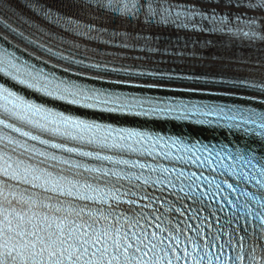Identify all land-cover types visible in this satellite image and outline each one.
I'll use <instances>...</instances> for the list:
<instances>
[{"label": "snow or ice", "instance_id": "1", "mask_svg": "<svg viewBox=\"0 0 264 264\" xmlns=\"http://www.w3.org/2000/svg\"><path fill=\"white\" fill-rule=\"evenodd\" d=\"M92 3L98 10L110 9L121 17L135 18L155 31L172 27L209 34L227 32L249 42L264 41V0ZM218 10L223 14L218 15ZM44 15L51 19L48 12ZM53 22L60 24L61 19ZM233 22L235 27L230 26ZM66 23L73 31L81 27L71 19ZM0 26V41L8 40L4 30L28 39L3 18ZM121 40L142 42L153 54L183 57L178 52H161L159 46H152L156 41L147 34H121ZM128 42L123 43L124 48L130 46ZM29 43L37 44L35 40ZM215 46L216 42L209 39L201 47L206 50ZM38 47L59 55L43 44ZM192 55L195 58V53ZM12 56L15 53L10 56L0 44V73L71 105L131 117L192 120L197 125L223 122L231 131L264 137V111L256 107L192 103L158 95L167 90L166 80H189L192 75L107 63L87 66L96 70L97 81L105 82L107 74L116 73L125 78L109 83L146 89L133 95L73 80L57 81L54 75L50 78L43 69L27 61L17 63ZM201 76L207 85L226 86L229 96H234L235 90L253 89L256 95L252 100L264 105V77L256 80L232 74L227 78L224 71L195 74L197 80ZM0 100L4 101L0 103V264H264V156H257L250 148L232 154L222 145L223 157L211 150L203 158L194 157L193 148L204 152L207 146L197 142L187 147V142L178 137L114 128L55 112L18 96L4 84H0ZM209 117H215V121ZM42 134L61 137L73 146L44 139ZM178 145V152L189 155L166 150ZM85 146H92V150H82ZM149 146L160 150H150ZM104 151L112 154L102 155ZM132 153L151 157L152 162L124 158ZM221 159L235 163L224 164ZM90 160L111 166H96Z\"/></svg>", "mask_w": 264, "mask_h": 264}, {"label": "bare ground", "instance_id": "2", "mask_svg": "<svg viewBox=\"0 0 264 264\" xmlns=\"http://www.w3.org/2000/svg\"><path fill=\"white\" fill-rule=\"evenodd\" d=\"M186 38V36H184ZM187 42L189 43V47L191 50H193V52H199V53H207L208 55H212V56H225L226 54L228 55L229 58H240V59H244L246 61H253L256 59V56L258 55L259 52L253 53L250 51H244L243 49L239 48V47H229L227 45H218L216 44L215 48H211V49H207V51L200 49V47L198 46L197 43H195L194 41H190L187 39ZM261 53L263 54L264 57V51H261ZM264 61V59L262 60ZM199 65L201 67L203 66H208V63L204 64L202 62H199ZM248 65V64H246ZM198 66V65H196ZM194 66V67H196ZM259 69V68H256Z\"/></svg>", "mask_w": 264, "mask_h": 264}, {"label": "water", "instance_id": "3", "mask_svg": "<svg viewBox=\"0 0 264 264\" xmlns=\"http://www.w3.org/2000/svg\"><path fill=\"white\" fill-rule=\"evenodd\" d=\"M239 47H240L241 49H243L244 51H251V50H252V49H250V48L243 47V46H240V45H239Z\"/></svg>", "mask_w": 264, "mask_h": 264}]
</instances>
